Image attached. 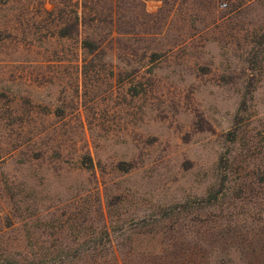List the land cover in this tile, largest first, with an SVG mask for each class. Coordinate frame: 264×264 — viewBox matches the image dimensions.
<instances>
[{"label": "rangeland", "instance_id": "1", "mask_svg": "<svg viewBox=\"0 0 264 264\" xmlns=\"http://www.w3.org/2000/svg\"><path fill=\"white\" fill-rule=\"evenodd\" d=\"M27 6L0 0V264H264V0H123L94 54Z\"/></svg>", "mask_w": 264, "mask_h": 264}, {"label": "trees", "instance_id": "2", "mask_svg": "<svg viewBox=\"0 0 264 264\" xmlns=\"http://www.w3.org/2000/svg\"><path fill=\"white\" fill-rule=\"evenodd\" d=\"M59 1L61 7L36 18L33 16L28 0V9H26L28 12L18 19V24L24 23L29 27L44 28L51 25L53 34L61 37L75 36L81 52L85 51L89 54L97 53L100 48L101 43L92 39L97 28L104 27L105 34L109 36L123 31L118 25L124 8L123 0H103L105 3L102 5L99 0Z\"/></svg>", "mask_w": 264, "mask_h": 264}]
</instances>
